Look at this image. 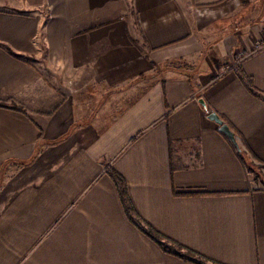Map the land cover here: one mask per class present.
I'll list each match as a JSON object with an SVG mask.
<instances>
[{
  "label": "crops",
  "instance_id": "obj_1",
  "mask_svg": "<svg viewBox=\"0 0 264 264\" xmlns=\"http://www.w3.org/2000/svg\"><path fill=\"white\" fill-rule=\"evenodd\" d=\"M255 25L264 0H0V264H197L130 219L109 170L164 236L264 264V187L209 118L264 166L240 76L264 94Z\"/></svg>",
  "mask_w": 264,
  "mask_h": 264
},
{
  "label": "trees",
  "instance_id": "obj_2",
  "mask_svg": "<svg viewBox=\"0 0 264 264\" xmlns=\"http://www.w3.org/2000/svg\"><path fill=\"white\" fill-rule=\"evenodd\" d=\"M240 76H241L242 80H244V83L247 86V88L255 96L264 99V94H262L261 92H259L257 90V88L254 86L253 81L250 77H248V76L245 77L241 72H240ZM1 104L3 105V103H1ZM239 151L242 155V159L247 164L249 170H251L253 172L254 167L252 166V164H250V161H248V160L246 161V158L244 156L245 150L240 149ZM109 173L112 175V177L114 178V180L118 184L121 197H122V199H123V201L127 207L128 213L130 214V216H129L130 219L146 235H148L150 238L155 240L166 252L172 253V254H174L180 258H183L185 260L196 262L197 264H208V262L217 264L216 262H214V261L210 260L209 258L195 252L194 250H191L190 248H187V247L183 246L182 244L164 236L163 234H161L160 232L155 230L152 226L146 224L143 220H141L139 218V216H137L136 211L134 210V208L130 202L128 192H127L126 182H125L124 178L122 176H120L118 173L113 172L112 170H109Z\"/></svg>",
  "mask_w": 264,
  "mask_h": 264
},
{
  "label": "rangeland",
  "instance_id": "obj_3",
  "mask_svg": "<svg viewBox=\"0 0 264 264\" xmlns=\"http://www.w3.org/2000/svg\"><path fill=\"white\" fill-rule=\"evenodd\" d=\"M244 20L249 21V18L246 17ZM249 29H252V32H250ZM246 31H247V34L248 35L250 34V36L252 37V41H254V45H253L254 49H258V47L264 45V38H262L261 40L254 39L255 35L258 38L261 37V35L258 34V27L256 25H255V27L254 26L247 27ZM133 32L135 34L134 37L137 38L136 40H134L135 45L138 46V44H139L140 46H142L143 54L146 57V54L148 51H147V49H145L146 46L144 43V39L141 36L139 27L138 28L136 27ZM262 36H264V34H262ZM158 69L161 70V66H159ZM184 73L188 74L187 71ZM150 74L151 73H145L144 72V75H143L144 79ZM250 164H252V166L254 167L253 174H254L256 185L258 187H264V166L255 160L250 161ZM208 264H212V263L208 262Z\"/></svg>",
  "mask_w": 264,
  "mask_h": 264
},
{
  "label": "water",
  "instance_id": "obj_4",
  "mask_svg": "<svg viewBox=\"0 0 264 264\" xmlns=\"http://www.w3.org/2000/svg\"><path fill=\"white\" fill-rule=\"evenodd\" d=\"M200 103L204 106L207 107L206 101L204 98L200 99ZM209 118L213 121H215L217 124L220 125V131L224 133L234 144L238 149H241V146L237 140L235 132L230 128V126L225 123L220 116L216 112H211L209 114Z\"/></svg>",
  "mask_w": 264,
  "mask_h": 264
},
{
  "label": "built area",
  "instance_id": "obj_5",
  "mask_svg": "<svg viewBox=\"0 0 264 264\" xmlns=\"http://www.w3.org/2000/svg\"><path fill=\"white\" fill-rule=\"evenodd\" d=\"M263 46V45H262ZM262 46L258 47V48H261Z\"/></svg>",
  "mask_w": 264,
  "mask_h": 264
}]
</instances>
